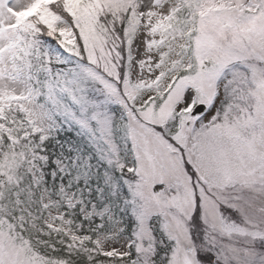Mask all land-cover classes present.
Listing matches in <instances>:
<instances>
[{
  "label": "snow or ice",
  "instance_id": "obj_1",
  "mask_svg": "<svg viewBox=\"0 0 264 264\" xmlns=\"http://www.w3.org/2000/svg\"><path fill=\"white\" fill-rule=\"evenodd\" d=\"M0 264H264V0H0Z\"/></svg>",
  "mask_w": 264,
  "mask_h": 264
}]
</instances>
